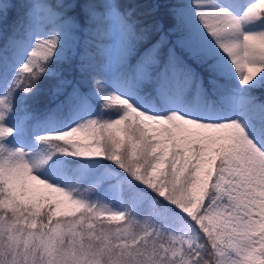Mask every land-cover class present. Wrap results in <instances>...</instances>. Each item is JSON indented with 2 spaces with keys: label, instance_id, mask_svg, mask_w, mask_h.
Returning <instances> with one entry per match:
<instances>
[{
  "label": "snow or ice",
  "instance_id": "6c2138e0",
  "mask_svg": "<svg viewBox=\"0 0 264 264\" xmlns=\"http://www.w3.org/2000/svg\"><path fill=\"white\" fill-rule=\"evenodd\" d=\"M23 8L0 44V264H264V0Z\"/></svg>",
  "mask_w": 264,
  "mask_h": 264
},
{
  "label": "trees",
  "instance_id": "16d2710c",
  "mask_svg": "<svg viewBox=\"0 0 264 264\" xmlns=\"http://www.w3.org/2000/svg\"><path fill=\"white\" fill-rule=\"evenodd\" d=\"M18 7L13 10V12L10 14L9 19L6 23V29L7 31H11L13 29L15 20L17 18V15H20L24 12L23 5L28 4L29 0H16ZM164 2V0H162ZM162 13L167 11L166 9H161ZM92 81L87 82L86 86L91 85ZM264 93H261L260 91L256 92V95L260 96ZM34 108H36L37 111H43L48 107V87L47 84L41 85V95L38 98L37 102L33 103Z\"/></svg>",
  "mask_w": 264,
  "mask_h": 264
},
{
  "label": "rangeland",
  "instance_id": "374dc122",
  "mask_svg": "<svg viewBox=\"0 0 264 264\" xmlns=\"http://www.w3.org/2000/svg\"><path fill=\"white\" fill-rule=\"evenodd\" d=\"M31 2H32V0H29L28 3H31ZM37 2H43V0H37ZM169 2H178V0H169ZM7 29H6V24H4L2 27H0V44L4 43V41L6 39L10 38L12 35L13 29L11 31H7ZM108 43H109V41H107V40L103 41V44H108ZM99 78H103V77L101 76ZM93 86H94V83L92 82L91 85H89L87 87L91 88Z\"/></svg>",
  "mask_w": 264,
  "mask_h": 264
}]
</instances>
